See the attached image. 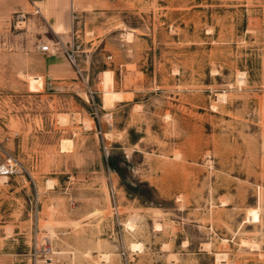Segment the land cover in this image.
Listing matches in <instances>:
<instances>
[{
  "label": "rangeland",
  "instance_id": "374dc122",
  "mask_svg": "<svg viewBox=\"0 0 264 264\" xmlns=\"http://www.w3.org/2000/svg\"><path fill=\"white\" fill-rule=\"evenodd\" d=\"M10 160L0 264H264V0H0Z\"/></svg>",
  "mask_w": 264,
  "mask_h": 264
},
{
  "label": "built area",
  "instance_id": "2783aa9c",
  "mask_svg": "<svg viewBox=\"0 0 264 264\" xmlns=\"http://www.w3.org/2000/svg\"><path fill=\"white\" fill-rule=\"evenodd\" d=\"M41 51L43 53L51 52V47L49 45H43L41 47ZM18 168L17 165L10 160L9 162L4 163L0 166V177L7 176L10 177L17 172ZM38 255L34 258L33 264H49L48 255L51 253L50 246L45 245L42 249L37 251ZM41 257H44L41 259Z\"/></svg>",
  "mask_w": 264,
  "mask_h": 264
},
{
  "label": "bare ground",
  "instance_id": "6f19581e",
  "mask_svg": "<svg viewBox=\"0 0 264 264\" xmlns=\"http://www.w3.org/2000/svg\"><path fill=\"white\" fill-rule=\"evenodd\" d=\"M56 29L58 31H62L63 30V27H61L60 25H58ZM121 94L122 93L106 91V94H105V97H104L105 98L104 101H105V103H108V104H113V102H115V101H122L123 96ZM65 121H66V119H65ZM69 143H68V148L70 147ZM66 145L67 144H66V141H65L64 142V149L67 147ZM4 179H7V177H4ZM5 182H6V180H5Z\"/></svg>",
  "mask_w": 264,
  "mask_h": 264
},
{
  "label": "crops",
  "instance_id": "0c3cea01",
  "mask_svg": "<svg viewBox=\"0 0 264 264\" xmlns=\"http://www.w3.org/2000/svg\"><path fill=\"white\" fill-rule=\"evenodd\" d=\"M34 4H42L45 5L47 3V0H30ZM75 0H67L69 4H72ZM61 26V25H60ZM62 27V26H61ZM33 82L34 89L42 88L44 87V82L42 78H31Z\"/></svg>",
  "mask_w": 264,
  "mask_h": 264
}]
</instances>
